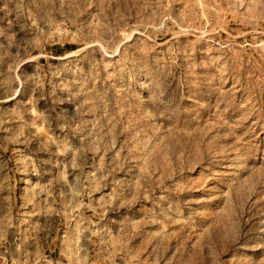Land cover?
<instances>
[{"label":"rangeland","instance_id":"1","mask_svg":"<svg viewBox=\"0 0 264 264\" xmlns=\"http://www.w3.org/2000/svg\"><path fill=\"white\" fill-rule=\"evenodd\" d=\"M0 264H264V0H0Z\"/></svg>","mask_w":264,"mask_h":264}]
</instances>
